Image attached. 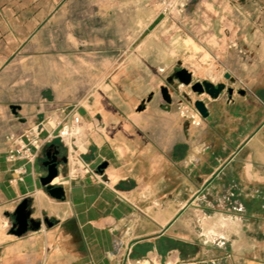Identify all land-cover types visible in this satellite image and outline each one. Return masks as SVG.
<instances>
[{"label": "crops", "instance_id": "0c3cea01", "mask_svg": "<svg viewBox=\"0 0 264 264\" xmlns=\"http://www.w3.org/2000/svg\"><path fill=\"white\" fill-rule=\"evenodd\" d=\"M248 1H195L181 25L159 12L140 31L137 63L153 74L142 90L123 87L120 70L69 112L10 93L2 76L32 29L18 39L15 27H0V264H264V76L227 84L218 98L173 78L187 68L195 79L221 82L229 56L264 64L257 59L264 21L243 7ZM174 33L198 44L216 72L157 55ZM199 99L207 117L194 105ZM74 114L79 142L56 138L34 160H8L12 135L37 125L41 137L56 135ZM47 150L68 157L52 181L63 198L42 183ZM18 166L24 179L12 182ZM24 199L41 224L18 235L15 212Z\"/></svg>", "mask_w": 264, "mask_h": 264}, {"label": "rangeland", "instance_id": "374dc122", "mask_svg": "<svg viewBox=\"0 0 264 264\" xmlns=\"http://www.w3.org/2000/svg\"><path fill=\"white\" fill-rule=\"evenodd\" d=\"M183 1L0 0V27H15L18 39L32 29L27 46L11 62L2 82L9 81L12 95L32 96L47 111L66 108L69 112L91 91L104 86L106 79L112 78L111 73L120 70L124 71L118 77L119 83L140 91L144 80L153 75L146 73V66L137 63L143 54L138 49L142 41L140 31L159 12L181 25L188 7L198 0H191L182 8ZM242 5L245 9H256L258 18L264 21V0H250ZM172 36L163 38L162 48L155 49L157 55L167 52L179 56L182 63L197 73L208 67L216 72L215 65L204 64L208 56L201 55L198 44H191L183 34ZM261 58L263 49L258 51L257 59ZM225 67L231 77L226 78L219 70L221 82L232 86L264 76L261 61L254 64L229 56ZM83 138L75 135L70 143Z\"/></svg>", "mask_w": 264, "mask_h": 264}, {"label": "water", "instance_id": "95a60500", "mask_svg": "<svg viewBox=\"0 0 264 264\" xmlns=\"http://www.w3.org/2000/svg\"><path fill=\"white\" fill-rule=\"evenodd\" d=\"M225 77L230 78V73H226ZM173 78L178 79L180 84L191 85L194 92L198 94L207 93L211 98H218L220 94L227 89V84L225 82L214 83L213 81L206 79H195L193 73L187 68L178 69ZM173 78L171 80H173ZM161 90L164 98L170 102L171 96L168 87L164 86ZM229 91L232 92L233 89L229 88ZM240 93L244 94L245 91L241 90ZM194 105L202 116L207 117L209 115L206 102L203 99L196 100ZM13 108L16 109V106H13ZM53 146L54 144L50 145V147ZM67 162L68 157L64 156L60 158L58 150H56L53 154L49 150L45 152L44 165L47 167V174L42 177V183L46 186L49 193L56 198H63L65 196V192L63 186L52 184V181L60 174L62 164H66ZM106 165V163H103L100 168H103ZM31 213L32 211L29 208V199H24L18 205L15 212L16 224L14 231L16 234L21 235L30 227H40V220L31 218Z\"/></svg>", "mask_w": 264, "mask_h": 264}, {"label": "built area", "instance_id": "2783aa9c", "mask_svg": "<svg viewBox=\"0 0 264 264\" xmlns=\"http://www.w3.org/2000/svg\"><path fill=\"white\" fill-rule=\"evenodd\" d=\"M191 0H184L181 3V7L184 8ZM81 118L79 115L74 114L70 122L61 123L56 135L48 134L46 138L41 137L40 126L29 128L19 135H12L10 139L13 145L8 151L7 158L9 161H16L19 159L34 160L37 156V151L43 148V146L53 139L59 138L63 143L71 145L70 143L75 134L73 133L74 125H79ZM70 140V142L68 141ZM17 176L12 178V182L21 181L24 179L25 169L23 166H18L14 169Z\"/></svg>", "mask_w": 264, "mask_h": 264}, {"label": "bare ground", "instance_id": "6f19581e", "mask_svg": "<svg viewBox=\"0 0 264 264\" xmlns=\"http://www.w3.org/2000/svg\"><path fill=\"white\" fill-rule=\"evenodd\" d=\"M78 125H74V127L73 128H75V127H77Z\"/></svg>", "mask_w": 264, "mask_h": 264}]
</instances>
